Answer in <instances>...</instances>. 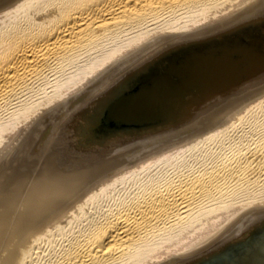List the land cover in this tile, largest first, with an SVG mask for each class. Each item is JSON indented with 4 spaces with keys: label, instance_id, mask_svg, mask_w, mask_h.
<instances>
[{
    "label": "bare ground",
    "instance_id": "1",
    "mask_svg": "<svg viewBox=\"0 0 264 264\" xmlns=\"http://www.w3.org/2000/svg\"><path fill=\"white\" fill-rule=\"evenodd\" d=\"M263 26L264 0H0V264H264V34L235 37Z\"/></svg>",
    "mask_w": 264,
    "mask_h": 264
},
{
    "label": "rangeland",
    "instance_id": "2",
    "mask_svg": "<svg viewBox=\"0 0 264 264\" xmlns=\"http://www.w3.org/2000/svg\"><path fill=\"white\" fill-rule=\"evenodd\" d=\"M245 77H247V76H245ZM235 87H232V88L230 87L231 89L230 90H227V92L228 91H235L236 90ZM223 89H225V88H223ZM222 91H223L222 89H217V90H215L214 92H211V93H208L207 92L203 96H200L198 99H196V101H194V102L191 101L189 105L187 104V107H183V104L182 105H176V106L172 107L170 110H173L174 112H172L170 114V116H172V118H171L172 119V123H170V125H182L184 123H187L189 121H192V120L196 119V117H193L195 115L194 114L195 111L204 109L205 107H208V106H211L212 104H215V103L219 102L223 97H225L224 96L225 92H222ZM32 94H34V93H32ZM183 103L186 104V101L183 102ZM187 103H189V102H187ZM191 108H192V110H189ZM183 110H185V111H183ZM176 111H177V115L176 116H173L174 114H176ZM126 128H130V127H126ZM135 128L137 129V127H134V129ZM41 144H44L43 145L44 147L41 145V148H40V150H39L38 153H36V152H35L36 154H34V152L33 153H29L28 156H27V158L28 157H33V156L34 157H41V156L43 157V155H44L43 152L48 151V149L51 146L48 145L47 143H41ZM46 144H47V146H46ZM200 144L201 143H198V146H200ZM126 147L127 146H125L124 148L121 147V148H117V149L111 148V149H109V151L114 150L115 152L113 151L112 153L111 152L109 153V151H107V154H108V156H114V155H118V154L121 155V154H123L126 151V149H125ZM195 149L196 148L189 149L188 151H186L184 153V156L183 157H187L189 160H192L193 157H194L192 154H193V152H196ZM128 153L129 152H126V154H128ZM107 154L104 153L103 155H101L102 158H107L108 157ZM104 155H105V157H104ZM96 157H98V155ZM97 160H99V159L95 158V156L91 160L84 159V161L86 163H93V162H95ZM235 229H236V227H235ZM242 242H244V241H242Z\"/></svg>",
    "mask_w": 264,
    "mask_h": 264
},
{
    "label": "water",
    "instance_id": "3",
    "mask_svg": "<svg viewBox=\"0 0 264 264\" xmlns=\"http://www.w3.org/2000/svg\"><path fill=\"white\" fill-rule=\"evenodd\" d=\"M264 27V26H263ZM261 28L260 30L257 28L256 29V27H254L253 29H252V31H251V33L250 32H247V31H245V33L244 34H246V35H244V34H240V35H236V33H235V37L236 38H239V40H245V38L246 37H249V36H251L254 40H255V37H256V35L258 34V33H260V36H261V34H264V28ZM256 34V35H255ZM262 39H264L263 38V36H262ZM262 46H264V44L262 45ZM162 60V59H161ZM159 63L158 64H154V65H152V67H151V69H150V72L151 71H153L154 73H157L158 75L160 74V75H164V76H167L168 78H171V79H176L177 78V76H176V74L175 73H172L171 71H169V70H167L168 68H166V66L165 65H167V64H169L168 62H169V60H167V58H165V60H162V61H158ZM166 68V69H165ZM139 84V82H136V84L135 85H133L132 86V88H130V90H132V89H134L137 85ZM125 93V92H124ZM123 94V93H122ZM105 111V110H104ZM101 120V119H100ZM99 125H101V122H97V124H96V126H99ZM92 128H94V126H92ZM141 127H138V129H140ZM134 130H137V129H134ZM87 131V130H86ZM85 131V133H83V132H78V138L76 139V143H79L81 146H85L86 144H92V143H96V142H94V140H91V138L90 137H88V134H87V132ZM92 131V130H91ZM105 132V130H102V133H104ZM120 132V131H119ZM117 133V132H116ZM111 135H113V134H111ZM97 136V135H96ZM108 136H110V135H108ZM108 136L107 137H105L103 140H105V139H107L108 138ZM85 137V138H84ZM93 138V137H92ZM245 235V234H244Z\"/></svg>",
    "mask_w": 264,
    "mask_h": 264
}]
</instances>
